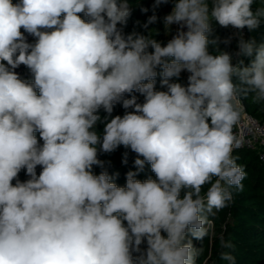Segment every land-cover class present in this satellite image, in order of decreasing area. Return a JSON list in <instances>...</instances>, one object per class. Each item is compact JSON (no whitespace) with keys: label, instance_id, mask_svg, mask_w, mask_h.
Wrapping results in <instances>:
<instances>
[{"label":"clouds","instance_id":"obj_1","mask_svg":"<svg viewBox=\"0 0 264 264\" xmlns=\"http://www.w3.org/2000/svg\"><path fill=\"white\" fill-rule=\"evenodd\" d=\"M139 4L0 0V264H198L193 241L215 236L210 217L244 190L234 153L243 101L264 111V42L242 30L264 23V0H154L135 21L147 34H126ZM158 22L165 35L177 26L166 44L149 28ZM214 25L236 32L222 40ZM234 37L235 52L220 47ZM133 92L143 103L124 98ZM121 146L136 154L125 186L99 159ZM146 164L155 178L136 179ZM219 244L237 264L223 231Z\"/></svg>","mask_w":264,"mask_h":264},{"label":"trees","instance_id":"obj_2","mask_svg":"<svg viewBox=\"0 0 264 264\" xmlns=\"http://www.w3.org/2000/svg\"><path fill=\"white\" fill-rule=\"evenodd\" d=\"M16 1L13 0V2ZM153 2L154 0H140L139 7L133 9L132 17L124 28L126 34L132 32L134 29L143 34H147L142 27L135 25V21L139 20L143 24L147 20V17L152 15L151 6ZM140 7L149 8V12L141 13ZM171 7V3L162 5L157 9V15L162 18L171 11ZM255 7L256 5L253 6V8ZM149 28L156 29L159 32V35L155 38L162 42L165 37L162 22L150 25ZM214 29V35L219 36L222 40L233 35V31L230 28L224 29L218 25H214ZM244 30L245 35L243 37L245 40L254 38L258 44L264 42V23L255 31L250 32L247 28ZM237 42L233 38L230 45L226 46L221 44L220 47L230 52H235L237 50ZM209 50L212 51L211 46ZM242 59L244 60L245 66H247L252 58L242 57ZM157 71L159 72L160 69H157ZM24 79L31 80L32 77H25ZM156 81L157 90H163L160 88L159 75ZM186 81L187 75L181 74L180 82L186 83ZM132 95L137 97L138 103H143L144 97L138 92L125 94L124 98H131ZM243 104L244 110L247 113L264 123V111L261 110L259 105L251 104L248 99H245ZM124 111L123 107L117 104L112 115L122 116ZM100 114L103 116V111ZM103 126V124H98L97 130L102 131ZM36 135L38 136V133ZM125 151L128 152L126 164L123 162V154ZM234 155L239 156L237 163L244 165L247 172V177L242 182L244 184V190L242 192H234V203L230 207L219 211L215 217H210L214 223L215 236L210 235L203 242L193 241L194 246L199 247L202 243L204 248L198 264H205V262L206 264H225V262L220 260L219 256L221 251L219 235L222 231L225 239L231 240L236 245L237 264H264V161L259 158L258 153L254 150H238ZM99 159L106 162L105 168L113 176V182L118 186H125L126 174L129 171L137 170L134 164L136 154L125 149L123 146L110 154H101ZM40 171V166H37V174ZM101 171L102 169L100 167H93L94 174L98 175ZM149 176L155 178L154 173L151 172L150 165L146 164L144 170L136 176V179L143 181ZM19 179L21 181L28 179L24 171L20 172Z\"/></svg>","mask_w":264,"mask_h":264},{"label":"built area","instance_id":"obj_3","mask_svg":"<svg viewBox=\"0 0 264 264\" xmlns=\"http://www.w3.org/2000/svg\"><path fill=\"white\" fill-rule=\"evenodd\" d=\"M17 2V1H16ZM15 3V2H14ZM176 25L172 26L171 35L168 38H164L162 41V44H166L169 39H171V36L175 34L176 32ZM233 33L236 32L235 29L230 28ZM27 39L29 42H33L34 38L31 36H28L26 33ZM242 35H245V30H242ZM235 41H238V37H234ZM16 72L21 75L22 78L31 76L29 70L21 65L19 68L16 69ZM245 111V110H244ZM246 113V116L244 118V135H245V145L239 150H254L258 153L259 158L264 161V123L255 118L254 116L250 115L249 113ZM238 151V150H237Z\"/></svg>","mask_w":264,"mask_h":264},{"label":"crops","instance_id":"obj_4","mask_svg":"<svg viewBox=\"0 0 264 264\" xmlns=\"http://www.w3.org/2000/svg\"><path fill=\"white\" fill-rule=\"evenodd\" d=\"M171 31H172V29H171ZM170 35H171V33H170V34H168V35H165V37H164V38H168ZM181 74L188 75V73H187V72H182Z\"/></svg>","mask_w":264,"mask_h":264}]
</instances>
